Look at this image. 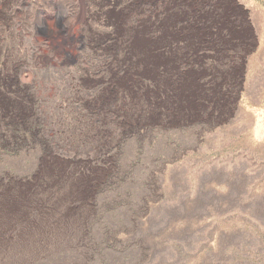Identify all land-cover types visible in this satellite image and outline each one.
<instances>
[{"label": "rangeland", "instance_id": "1", "mask_svg": "<svg viewBox=\"0 0 264 264\" xmlns=\"http://www.w3.org/2000/svg\"><path fill=\"white\" fill-rule=\"evenodd\" d=\"M0 13V264H264V0ZM30 221L79 226L80 247L21 260Z\"/></svg>", "mask_w": 264, "mask_h": 264}, {"label": "bare ground", "instance_id": "2", "mask_svg": "<svg viewBox=\"0 0 264 264\" xmlns=\"http://www.w3.org/2000/svg\"><path fill=\"white\" fill-rule=\"evenodd\" d=\"M3 1V0H2ZM40 1V0H39ZM25 2V1H24ZM46 2V1H45ZM74 3V2H73ZM72 2L70 4H67L69 12H73L72 10L75 9V4ZM11 4V3H10ZM39 4V3H38ZM49 4V3H48ZM30 5V4H29ZM45 5V4H44ZM47 5V4H46ZM21 10L25 8L23 4H20ZM26 6V5H25ZM28 6V5H27ZM4 7V6H3ZM9 7V6H8ZM32 7V6H31ZM84 7V5H83ZM7 8V7H6ZM10 8V7H9ZM30 8V7H29ZM55 8V7H54ZM4 9V8H3ZM11 9V8H10ZM79 10V9H78ZM8 11V10H7ZM13 11V10H12ZM26 11V10H25ZM32 11V10H31ZM55 11V9H54ZM2 12V11H1ZM18 13V11H17ZM25 13V12H24ZM46 13V12H45ZM43 10L39 12L37 15V18H34L33 16H30L26 19H24L21 16H17L21 19V24L23 26V30L19 34L20 37L24 34V31L33 29L35 32L39 28H48L49 24L46 21V16ZM1 14V13H0ZM51 14V13H50ZM69 14V13H68ZM75 15V13H74ZM36 17V16H35ZM10 16L8 14L7 21H10ZM12 20V19H11ZM31 23V25L29 24ZM3 24V23H2ZM1 26V25H0ZM32 31V30H31ZM33 31V32H34ZM142 31V30H141ZM60 33V32H59ZM58 34V33H57ZM138 34V33H137ZM148 34V33H147ZM138 36V35H137ZM18 37V36H17ZM135 38V37H134ZM150 38V37H149ZM69 39V38H68ZM133 39V38H131ZM135 40V39H134ZM133 40V41H134ZM153 41V40H152ZM147 40L139 37L136 41L137 46L143 48L147 45ZM150 42V41H149ZM151 44V43H150ZM132 47V46H131ZM135 47V46H134ZM34 48V47H33ZM133 48V47H132ZM152 49V48H151ZM146 50V49H145ZM136 51V50H135ZM149 52V51H148ZM140 53V52H139ZM154 53V52H153ZM142 55V54H141ZM32 56L34 59L37 57V53H32ZM140 57V56H139ZM140 60V58H139ZM152 60V59H151ZM146 61V60H145ZM154 63V62H153ZM143 66V65H142ZM141 66V67H142ZM143 68V67H142ZM57 72V71H56ZM56 72H48L46 73V78L50 80H54L56 82V86L59 87H71V84L68 82L72 79L70 74L68 73H56ZM73 85V84H72ZM73 88V87H72ZM75 89V88H74ZM45 113V112H44ZM28 211V210H27ZM63 216V215H62ZM66 217V216H65ZM64 217V218H65ZM72 219V218H71ZM61 221V219H60ZM51 222V221H50ZM50 222H40V221H30L25 225V232L22 235H17L14 240V245L17 246L16 249H19L20 252H18V257L21 260H25L27 257L31 256H46L48 259H55L56 256L61 255L62 253L64 255H67L69 251H75L78 250L80 247L78 241L79 235L81 237V233L78 232V227L75 225L66 223L62 221V224L60 222L57 223H50ZM70 222V220H69ZM81 222V221H80ZM76 223V222H75ZM81 225V224H80ZM83 227V226H82ZM22 230V229H21ZM1 238V237H0ZM5 238V237H4ZM8 239V238H7ZM8 242V241H7ZM12 244V243H10ZM12 244V245H13ZM14 247V246H13ZM1 248V246H0ZM13 250V249H12ZM15 252V251H14ZM66 252V254H65ZM9 253V251H8ZM14 254V253H13ZM17 254V253H16ZM8 256L7 252H1L0 253V260L3 256ZM69 257V256H68ZM66 258V257H65ZM61 259H59L60 261ZM26 263V262H25ZM23 264V263H22ZM54 264V263H53Z\"/></svg>", "mask_w": 264, "mask_h": 264}]
</instances>
